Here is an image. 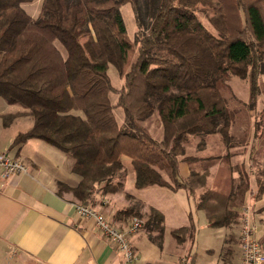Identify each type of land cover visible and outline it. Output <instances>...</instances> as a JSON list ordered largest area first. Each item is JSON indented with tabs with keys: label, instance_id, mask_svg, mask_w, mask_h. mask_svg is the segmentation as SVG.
Returning a JSON list of instances; mask_svg holds the SVG:
<instances>
[{
	"label": "trees",
	"instance_id": "obj_1",
	"mask_svg": "<svg viewBox=\"0 0 264 264\" xmlns=\"http://www.w3.org/2000/svg\"><path fill=\"white\" fill-rule=\"evenodd\" d=\"M31 1L0 0V97L21 108L3 114V125L22 115L32 120L10 148L36 138L66 154L78 182L57 181L56 193H70L77 203L89 204L94 191H120L125 156L135 188L183 189L195 199V209L205 212L209 227L238 224L247 194L256 200L264 194V161L253 156L255 142L248 165L232 161L231 149L241 141L230 132L235 111L221 91L231 92L230 75L248 77L252 136L263 138L264 0H215L218 35L195 10L212 0H41L36 17L22 7ZM126 3L136 25L132 38L120 12ZM109 64L123 80L119 88L111 83ZM117 107L123 112L120 123ZM154 114L162 124L161 140L140 124ZM214 133L225 153L217 158L185 154L191 135ZM199 161H218L209 186L206 168L180 174L179 162ZM123 212L142 215L134 207ZM145 223L157 231L161 247L163 214L150 207ZM177 229L193 237L191 213L189 224ZM177 229L171 231L174 238Z\"/></svg>",
	"mask_w": 264,
	"mask_h": 264
},
{
	"label": "crops",
	"instance_id": "obj_2",
	"mask_svg": "<svg viewBox=\"0 0 264 264\" xmlns=\"http://www.w3.org/2000/svg\"><path fill=\"white\" fill-rule=\"evenodd\" d=\"M261 77L264 81V75ZM20 110L18 105L8 104L0 97V152L7 151L11 156L21 159L28 168L27 173L16 174L6 181L0 180V264H121V252L96 230L92 219L82 217L76 212L74 204L77 202L72 195L64 193L59 196L56 193L57 181L71 186L78 182V177L70 170V158L43 140L36 138L28 139L20 147L10 148L14 136L19 131L30 127L32 120L29 116L22 115L14 118L8 126H4L1 116ZM207 156L210 154L205 157ZM123 166L126 175L122 189L116 193H101V195H107L106 205L102 206L98 203L95 205L91 203V205L100 211L103 210V214L119 227H124L130 218L128 213L123 212L124 209L134 207L147 220L150 207H154L163 214V230H165L164 208L159 202L151 201L145 196L149 193H159L158 190L165 187L152 185L135 188V175L128 157H123ZM217 166L218 161L203 168L187 162H179V171L182 177H186L192 169L203 171L206 168L209 171L206 179L207 186H209ZM252 188H254L253 181ZM177 191H183L185 198L192 199L194 204L195 199L189 197L185 190ZM139 199L142 201L140 202ZM247 202H251L253 207L252 221L256 236L264 248V194L257 200L251 194H247ZM190 211L185 217L186 222L183 218V224L179 227L189 224ZM195 212L204 214L205 224L208 226L205 212L196 209ZM238 225L218 228L225 230L223 245L220 248L225 256L223 264L239 263V240L238 245L235 242V228L239 227ZM144 228H147L145 222L141 229L130 237V242L138 257L136 264H140L141 259H147L141 264H163L161 261L147 258L152 246L149 243L153 245H156L153 242L158 243V233L156 230L148 233ZM150 238L154 241L151 242ZM193 242L192 239L191 245L187 247L190 250ZM178 244L173 240V247L176 251ZM162 248L163 242L160 249ZM182 252L175 255L176 258L171 264L177 263ZM235 257L237 259L233 263Z\"/></svg>",
	"mask_w": 264,
	"mask_h": 264
},
{
	"label": "rangeland",
	"instance_id": "obj_3",
	"mask_svg": "<svg viewBox=\"0 0 264 264\" xmlns=\"http://www.w3.org/2000/svg\"><path fill=\"white\" fill-rule=\"evenodd\" d=\"M40 5L41 0H33L29 3L22 4V7L28 14L33 17H36L39 13ZM214 7H216V1L212 0L211 5H204L198 3L195 6V10L202 24L211 33H213L214 35H218L219 20L217 12L213 10ZM120 12L126 27L127 35L132 38L136 30V25L130 4L126 3L122 5L120 7ZM56 45L60 49H62L58 43H56ZM107 73L110 77L112 85L115 88H119L123 80L118 76L117 70L112 64H109ZM226 82L229 85L231 92L228 93L225 91H221V93L226 99L228 107L235 111L234 125L231 132L235 137L236 141H241L236 142V146L231 149V151L233 152L232 161L239 163L244 162V164L246 163V165H248V152L253 142H255L253 156H255L258 160L260 159V161H264V137L257 140L252 136L251 132L253 121L252 116L254 111H249L246 105L249 96L248 77L241 78L237 75H230ZM110 98L113 102H115L116 95L114 93H110ZM260 106L261 102L259 99L257 102V107ZM114 114L117 122L120 123L123 119L122 109L120 107L115 108ZM140 124L149 131V133L155 140H161L163 134L162 124L157 114H154L148 119L141 121ZM225 152L226 148L221 142L220 135L218 133L209 134L204 136L203 138L202 136L191 135L189 138V142L185 144L186 155H196L205 157L206 155L210 154V156H214L217 158ZM214 161H199L194 163V165L198 168H203L206 165L214 164ZM158 191L160 192L145 194V196H147V198L151 201L154 200V202H159L162 208H164L166 218L165 230H163V248L160 249L161 247H159L158 243L153 242L154 240L150 238L151 242L155 243L156 245L149 243V245L152 246L149 250V255L147 256V258L161 261L163 264H171L176 258L175 255L183 251L182 255H187L191 253L193 259L191 264H223L225 261V256L223 252L221 253L220 248L223 245V237L225 230H220L218 228H209L205 224L204 214L202 212H195L193 200H187L184 196L183 191H169L166 188H160ZM200 191L201 190L198 189L196 194H199ZM165 194L167 195L165 196ZM69 195L71 196L70 193ZM139 201L141 202L142 200L139 199ZM91 203L94 205L95 203H98L104 206L107 203V195H101L100 191H94L92 195V200L89 204ZM244 206L249 207L252 216L253 207L251 206V202H245L243 207ZM189 210H191L190 212L193 215V219L196 225L195 231H191L193 237L190 236V233L188 235V231L186 232L182 229H177L178 236L174 238L171 233V229L179 227L180 224H183V218L185 219L184 222H186L187 219L185 217H187V212ZM101 212L104 213L103 210ZM133 217L141 219L142 226L143 223L146 222V218L144 215L132 216L129 218L128 222ZM144 229L146 232H150V229ZM239 229V227L235 228V242L237 243V245ZM182 237H185V242L183 239L181 240ZM192 239L194 240V242L190 250V248L187 247L191 245L190 243ZM173 240L174 243L176 242V244H181L176 245L177 251L175 250V247H173ZM236 259L237 258L235 257L233 263H235ZM145 260L147 259H141L140 264Z\"/></svg>",
	"mask_w": 264,
	"mask_h": 264
},
{
	"label": "built area",
	"instance_id": "obj_4",
	"mask_svg": "<svg viewBox=\"0 0 264 264\" xmlns=\"http://www.w3.org/2000/svg\"><path fill=\"white\" fill-rule=\"evenodd\" d=\"M27 171L28 168L21 159L11 156L7 151L0 152L1 181H6L16 174L27 173ZM74 208L80 216L92 219L96 230L121 252V264H136L138 257L130 242V237L141 229V219L133 217L124 227H119L91 204L75 203ZM239 228L240 259L238 264H264V248L256 236L248 206L240 210ZM192 260L190 253L182 255L176 264H191Z\"/></svg>",
	"mask_w": 264,
	"mask_h": 264
}]
</instances>
